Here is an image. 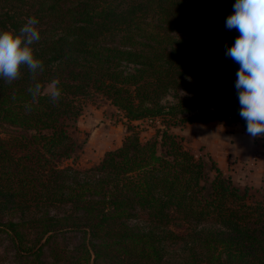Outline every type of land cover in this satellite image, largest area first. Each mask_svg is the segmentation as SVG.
Returning <instances> with one entry per match:
<instances>
[{
  "label": "trees",
  "instance_id": "trees-1",
  "mask_svg": "<svg viewBox=\"0 0 264 264\" xmlns=\"http://www.w3.org/2000/svg\"><path fill=\"white\" fill-rule=\"evenodd\" d=\"M205 1L225 14L206 16L198 7ZM235 3L0 0V30L19 33L34 16L41 35L33 45L43 61L35 81L26 67L11 84L0 78V230L28 264H264V194L234 184L216 160L195 156L170 131L217 118L246 130L238 93L163 102L187 76L237 80L240 65L225 53L240 33L230 29L221 44L206 43L188 26L205 19L226 26ZM53 79L59 101L44 90L33 102L34 83ZM94 96L121 112L128 133L91 167L63 165L79 148L72 132ZM144 120L158 123L148 137L143 131L154 124ZM204 223L214 228L200 239L201 259H163L174 229ZM68 232L78 236L70 255L57 243ZM45 247L51 262L42 260Z\"/></svg>",
  "mask_w": 264,
  "mask_h": 264
},
{
  "label": "rangeland",
  "instance_id": "rangeland-1",
  "mask_svg": "<svg viewBox=\"0 0 264 264\" xmlns=\"http://www.w3.org/2000/svg\"><path fill=\"white\" fill-rule=\"evenodd\" d=\"M206 16L225 14L224 11L210 1L198 5ZM198 20L190 23L189 30L192 38H199L206 43L221 44L227 35H231L230 29L218 23ZM235 42V39L232 38ZM203 74L196 78L187 76L184 83L177 92H171L164 103H173L176 98L185 100L207 99L215 100L219 94L230 95L237 92L236 80H227L222 76ZM47 86V85H46ZM45 86V91H46ZM47 92V91H46ZM194 112L178 115L191 116ZM144 123L154 124L150 129L143 131L147 137L153 134V127L158 125L157 121L144 120ZM128 121L122 117L107 100L100 96L88 99L82 108V112L76 121V130L73 136L79 142L73 159H67L63 165H70L79 169L91 167L99 162L105 151L120 145L127 132ZM135 124V123H134ZM138 128L140 122H137ZM170 131L177 136L183 137V145L195 156L209 155L216 160V164L229 175L234 184L247 187L250 192L264 194V138L249 136L247 131L239 122L231 121L229 118L213 119L211 121H193L171 125ZM142 138H145L142 137ZM5 220L3 219L2 222ZM133 222V221H130ZM214 228L210 223L200 224L196 227L174 229L178 234L175 241L166 245L164 260L178 262L196 256L202 258V250L199 244L204 236V231ZM26 244L30 245L34 235L29 236ZM57 243L65 250L73 248L78 236L68 232L59 235ZM7 232L0 230V264H28L25 251L18 247ZM66 253V254H67ZM72 253H69V255ZM42 260L51 262L47 247L42 255ZM61 263V262H60ZM58 263V264H60Z\"/></svg>",
  "mask_w": 264,
  "mask_h": 264
},
{
  "label": "clouds",
  "instance_id": "clouds-1",
  "mask_svg": "<svg viewBox=\"0 0 264 264\" xmlns=\"http://www.w3.org/2000/svg\"><path fill=\"white\" fill-rule=\"evenodd\" d=\"M233 8L234 14L227 18L226 27L236 29L240 35L225 54L240 65L235 82L239 115L245 120L250 137H264V0H236ZM38 24L33 16L27 18L19 33L10 25L0 30V78L7 83L19 79L22 68H27L34 81L43 71V61L35 56L33 48L41 38ZM59 83V79H53L46 86L53 103L62 94ZM44 90V85L34 83L29 89L33 102Z\"/></svg>",
  "mask_w": 264,
  "mask_h": 264
}]
</instances>
